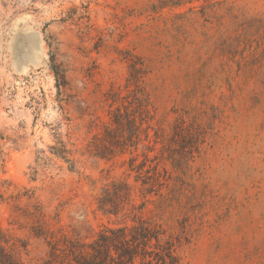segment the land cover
<instances>
[{
    "label": "rangeland",
    "instance_id": "obj_1",
    "mask_svg": "<svg viewBox=\"0 0 264 264\" xmlns=\"http://www.w3.org/2000/svg\"><path fill=\"white\" fill-rule=\"evenodd\" d=\"M139 220L264 264V0H0V247L68 264Z\"/></svg>",
    "mask_w": 264,
    "mask_h": 264
},
{
    "label": "trees",
    "instance_id": "obj_2",
    "mask_svg": "<svg viewBox=\"0 0 264 264\" xmlns=\"http://www.w3.org/2000/svg\"><path fill=\"white\" fill-rule=\"evenodd\" d=\"M136 70V69H135ZM139 73V72H137ZM134 83L136 93L141 94L140 76H135ZM137 105L135 114H138L139 121H144L141 116L143 111V100L136 95ZM122 114L118 111L113 115V123L119 126L122 121ZM133 123L135 128L136 119ZM175 160L173 156L169 157ZM135 167H132L133 170ZM140 170V165L137 166ZM152 177L153 186L161 185L160 175L154 170ZM181 234H168L163 225L156 221L139 220L138 223L130 226L103 227L90 242L70 241L67 247L69 253L68 264H180V257L177 253L182 245ZM49 260L44 264H53L55 252L50 251ZM0 264H20L11 259L10 255L0 247Z\"/></svg>",
    "mask_w": 264,
    "mask_h": 264
},
{
    "label": "bare ground",
    "instance_id": "obj_3",
    "mask_svg": "<svg viewBox=\"0 0 264 264\" xmlns=\"http://www.w3.org/2000/svg\"><path fill=\"white\" fill-rule=\"evenodd\" d=\"M31 38H34L35 39V46H38V41H37V39H36V37L35 36H32ZM31 46L33 45V43H31V40H30V38L28 39V41H27Z\"/></svg>",
    "mask_w": 264,
    "mask_h": 264
}]
</instances>
